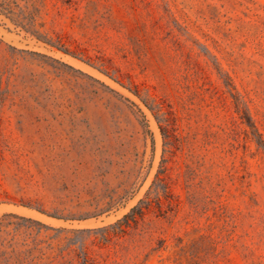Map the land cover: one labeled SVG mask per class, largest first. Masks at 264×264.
<instances>
[{
	"label": "rangeland",
	"instance_id": "374dc122",
	"mask_svg": "<svg viewBox=\"0 0 264 264\" xmlns=\"http://www.w3.org/2000/svg\"><path fill=\"white\" fill-rule=\"evenodd\" d=\"M0 264H264V0H0Z\"/></svg>",
	"mask_w": 264,
	"mask_h": 264
},
{
	"label": "trees",
	"instance_id": "16d2710c",
	"mask_svg": "<svg viewBox=\"0 0 264 264\" xmlns=\"http://www.w3.org/2000/svg\"><path fill=\"white\" fill-rule=\"evenodd\" d=\"M1 10H4L5 12H7V14H9L12 17L15 16L16 18L21 16L22 12H23V10H21V9L18 12L13 11V9H11L9 7V4L5 3V2H3L1 4ZM27 20L29 21L30 25H32L33 17L29 16L27 18ZM18 25L24 26V25H22V23H18ZM31 33L35 34L37 38L42 39V37H40V35L36 34V31L31 30ZM63 51L66 53H69V54H73V53H70V51H68L67 49H63ZM134 93L138 94V91L136 90V91H134ZM150 108L157 118V122L159 124L160 131L163 135V138L166 141L165 143H167V145H169L172 137L174 139H177V136L175 134V128H174L173 120L171 119V117L166 116V115H170V112L169 111H166V112L163 111V107H162L160 102L157 103L155 105V107H150ZM163 170L164 169H161L155 174V178L153 180V183H156V182L160 183L162 185L163 194L165 196H167V194L169 193V187H168V184L166 182V178L164 176ZM152 199L153 198L150 197V191H148L145 195V199H140L139 202L135 206H133L130 209V211L123 216L122 219L125 221L129 220V219H132L135 221V217L137 215L141 216L143 214V210L150 206ZM155 201H156V204H158V205L160 204V200H159L158 196L156 197ZM37 224L41 225V223H37ZM41 226H43V225H41Z\"/></svg>",
	"mask_w": 264,
	"mask_h": 264
}]
</instances>
